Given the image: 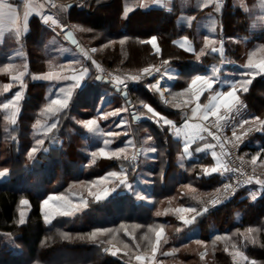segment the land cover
I'll return each instance as SVG.
<instances>
[{
    "label": "trees",
    "instance_id": "trees-1",
    "mask_svg": "<svg viewBox=\"0 0 264 264\" xmlns=\"http://www.w3.org/2000/svg\"><path fill=\"white\" fill-rule=\"evenodd\" d=\"M90 1L82 9H77L76 6L69 8L66 23L92 29L91 32L76 30V35L83 47L102 49L92 53L91 57L97 61L103 71L123 78L128 75H138L144 67L153 64L161 66L162 60L173 59L172 63L177 67L180 66L179 74L183 73L181 64L174 61L182 60L184 55L173 44L181 34L176 27L173 10L137 9L122 21L120 19L121 0ZM245 25V22L238 23L237 28L239 30L242 28L245 32ZM44 32L39 28L42 39ZM152 36L157 38L160 48L159 56L155 54L151 45L139 43L140 40H147ZM125 37L128 39L123 46L117 43L106 49L102 47L110 40L118 41ZM29 40L31 38H28V44ZM257 40L264 43V35ZM26 58L30 75L25 77L27 88L25 99L21 102V113L18 116L17 125H11L5 119L6 114L0 110V171L4 168L9 169V175L0 178V234L8 233L11 239L21 246L10 250L8 245L11 244L0 236V264H124L125 258L121 260L109 256L86 239H63L59 235L65 232L75 238L96 228L119 229L121 224L141 225L135 232L136 241L140 243L141 249L143 247L146 249L148 245V241L141 240V237L147 234L153 238V232H149L148 229L163 226L164 237L160 249L162 250L163 247L164 250L175 249V252L173 255L165 256L161 255L160 250L157 253V260H176L183 264H233L230 255L224 249L227 246L229 251H232V245L235 244L250 259L256 260L258 264H264V247L260 246L264 244V196L258 197L255 202L249 197V190H255L258 186L255 183L247 184L238 189L224 205L197 217L194 223L184 225L174 210L179 207H202L206 195L220 188L224 177L203 176L201 170L207 166L206 161L203 160L190 162L184 169L178 167L175 163L177 150L169 144L170 137H167L168 143H165V134L154 123L134 122L128 113H125L126 128L120 127L114 131L128 130L131 133L114 137L112 144L120 145L128 138H132L135 145L133 151H135L141 148L144 133L155 137L153 144L158 151L154 153L151 165L148 166L150 171L147 169L150 173L148 180L151 184L149 187V195L152 197L151 205L147 206L136 201L129 193L121 196L116 194V197L104 201L106 205L103 207H97L94 203L88 209L78 213V216L57 217L51 225L45 226L40 203L47 195L70 193L82 181L85 183L94 181L113 168L110 163L116 166L119 163L125 164L129 167L123 159L108 160L102 157L96 158L93 163L95 165H88L87 157L85 158L81 153L85 129L76 123L77 120L91 119L96 116V106L104 90L113 94L111 103L115 109L123 107L125 99H122L119 93L109 85L95 80L84 81L76 89L70 102L67 110L69 117L62 119L58 131L53 130L49 134L55 136L59 142L49 146L46 141L45 146L49 147V151L37 153L36 161H30L27 152L33 147V125L37 119L43 118L39 116V113L47 103L45 99L47 85L31 80V75L46 72L47 66L43 52L35 47L29 48ZM86 64L94 75L97 74L91 60H87ZM9 79L7 73L0 72V102L11 97L13 92L19 89V86H16L9 92L3 93V85L7 84ZM153 80L154 78L150 77L134 82V87L127 89V100L130 101L129 112L136 111L137 106L143 101L161 115L179 123L183 115L180 112H174L173 100L171 99L172 101L164 106L146 87V84ZM183 84L179 81L174 82L172 90L178 92L179 86L182 88ZM239 95L243 100L244 109L243 112L234 113L235 122L241 119L251 120L255 116L264 118V77H256L249 86V92ZM143 112L145 110L139 108L137 114ZM105 126L108 129L112 127V125L102 124V128ZM261 149H264V133L257 132L248 137L240 154L243 156L247 153L248 156L245 159L249 160L251 155ZM138 160L139 155L137 162ZM256 169H264L259 161ZM162 170L163 179H161ZM129 173V183L132 184L133 172L129 171ZM197 176H200V179H197ZM189 184L196 189L195 192L184 187ZM21 199L29 201L27 222L24 226L16 223ZM157 211L161 215L157 216ZM87 217L90 219L87 220ZM249 227L261 229L259 233H254L259 244L253 245L243 241L240 233H244ZM216 235L227 238L214 243ZM195 240L204 241L207 247L194 243ZM121 241L129 244L132 251H135L133 241L122 231L114 242L120 246ZM201 253H206L203 260L200 259ZM58 254L65 258L57 261L51 259Z\"/></svg>",
    "mask_w": 264,
    "mask_h": 264
},
{
    "label": "snow or ice",
    "instance_id": "snow-or-ice-1",
    "mask_svg": "<svg viewBox=\"0 0 264 264\" xmlns=\"http://www.w3.org/2000/svg\"><path fill=\"white\" fill-rule=\"evenodd\" d=\"M171 0H168L170 3ZM236 3L239 4L245 12H248L249 9L244 3V0H236ZM159 5L162 8H166L168 11H172L171 8H168L167 3L164 0H138L136 7L140 9H147L151 5ZM49 7V9H55L59 13V18H54L53 15L44 14V8ZM76 6L82 7L86 6L82 0H71L67 3H56L54 0H45V3L37 4L35 0H24L23 4V14L21 15V10L19 6H14L8 0H0V22L7 21L11 25V29L14 34V39L20 49L15 50V57H22V47H23V37L30 31V17L33 13L39 17L42 23L50 28L52 31L60 29V33L65 35V38L73 45L76 46V50L83 57V61L91 60L92 65L96 68L97 74H93L90 67L85 64L80 59H74L70 65L63 63L53 64L49 62V68L51 70L43 72L40 75H31L33 81H47L48 82V96L45 97L47 103L41 109L39 116L44 117L42 122L40 119L36 120V123L33 125V128L37 131L34 133L35 144L28 150L27 157L30 161L35 162L37 159V153L43 152L47 153L49 147L45 146V142H48V145L58 143V139L49 135L53 130H59V126L63 118H68V108L70 102L73 99V95L78 89L82 82L95 80L99 81L102 84L112 85L116 88L117 92H121V89H128V82H139L147 78L153 77L154 73H160L161 67H164V71L168 73V79L174 80L179 76V73L175 69L170 67L169 60L165 59L161 61V66L155 64L148 67H144L138 75H128L126 77L113 76L111 73H108L107 76L103 74V69L97 63L95 59H92L90 53H95L102 49H97L95 47L90 49H84L80 46L78 41L73 37V33L69 30V27L66 23L67 21V11L69 8ZM197 7L200 9H205L211 7L214 12L219 13L221 9L224 8V0H201L197 4ZM131 7L126 6L124 9L125 17L128 13L132 12ZM196 20L195 16H188L187 21L188 25L191 26L193 21ZM72 28H75L81 32H91L90 28H82L78 25H72ZM217 29V22L215 19L212 20L209 31L215 33ZM60 33H57L59 35ZM128 37L120 40H110L107 44H104L103 48H108L110 45L119 44L121 46L125 45ZM233 43L243 42L242 40H233ZM52 43H56L55 40ZM141 44L151 45V48L154 50L155 54L159 56L160 48L158 46L157 38L155 36L150 37L147 40H140ZM216 40H209L208 37H205L204 47L200 49L197 53L196 49L189 43L188 39L185 38L184 41L179 45L185 52L193 53L196 55V58L199 59L202 56L207 55V49L209 45H215ZM211 53H219L220 63H233L228 61L225 56V41L221 36L219 39V47H211ZM257 51H264V46H261ZM76 55V53H73ZM255 52L250 53L246 63L240 65L241 68L245 71L240 73V79L235 82H228L229 89L227 91H219L215 87L217 84L221 83L220 79V68L213 66L211 69V74H197L191 78L190 83H188L187 88L183 92L175 93L176 97L187 96V99H184L182 104H175V107L188 109L190 115L185 113L183 123L178 127L172 119L167 118L164 115H161L156 111L152 106L141 101L140 107H142L145 112L137 114L139 108L134 112H129L130 101L127 100L128 92L123 91L122 95L125 99V105L123 107L117 108L114 111H104L103 105L97 108L96 116L92 119L77 120L76 123L84 128L87 132L94 135H105L101 130L99 121L107 120L110 116H117L121 113H128L131 116L132 121H138L143 118L151 120L161 132L165 134V143H168L167 137L171 134L180 144L181 151L179 154V159L184 160L190 158L195 153H201L206 151H211L212 159L216 161L214 166L202 168V175L205 177L212 176L213 174L219 173L220 176H225L226 173H231L232 175L227 176L228 183H224L222 188L216 189V194L211 197L202 207H179L174 211L179 215V219L184 225H190L194 223L197 217L203 216L205 213L209 212L210 207H216L217 205L223 203L230 196L236 194V191L243 187L245 184L255 183L258 187L255 190H249V197L251 201L255 202L258 197L264 196V178L256 175V166L258 161L260 165L264 167V149L259 150L254 155H251L249 160H246L245 157L248 156L245 153L243 156H234V150H238L241 144L244 143V140L252 132L264 133V118L261 116H255L251 120L243 119L238 127L242 131L238 134L237 125L235 123L229 124L228 114L233 112L240 113L244 107L243 100L241 99L240 93H248L249 86L253 83L256 77H264V60L256 62L254 56ZM9 61H13L14 57L9 56ZM72 65H76L73 67ZM18 65L15 63L9 62L5 64L4 68L0 71L7 73L11 81L19 84V91H16L11 99H6L3 102H0V109L5 110L9 114L5 116V119L10 122L11 125H17L18 116L21 113V102L25 99V89L27 88V83L25 77L30 75L28 71V64L25 62L22 64V71L13 73V69H17ZM163 75V73H161ZM70 81L71 83L66 84L64 82ZM14 85L12 83L4 84L2 88L3 93L9 92V90ZM149 90L155 89V91L160 92L159 81L156 84L148 83L146 85ZM168 89L164 88L163 92H167ZM163 92H161V98L163 97ZM207 94V95H205ZM201 97H204V100H201ZM164 103H169L167 99H164ZM51 120V123L48 121ZM127 124V119L122 118L120 123L117 124V127H121ZM252 124L254 126L249 127L245 130V125ZM227 127H231L232 135L228 137L224 134V131ZM14 130V129H13ZM7 131V129H6ZM127 131L124 132H108L107 135L110 137H118L121 135H127ZM38 137V138H37ZM207 137H211L212 141L216 143H211L207 141ZM15 139V137H12ZM155 141V137L151 134H148L145 137V143ZM114 141L105 139L103 141L105 148H100L98 151H92L91 156L93 158V163H95V158L97 156L112 160H125L129 161V167H121L119 171H110L105 177H102L99 180L92 181L89 183L81 182L79 187L82 188V192L79 196L76 197L73 201L69 196L66 195H56L51 194L47 195L46 198L42 199L40 203L41 215L43 221L46 225H51L52 221L57 217H75L78 213L83 212L85 209H88L91 204L100 203L105 201L113 192L117 189H123L133 192V186L129 183V171L135 172L138 164L132 163L137 160V156L143 152H152L155 153L158 151L156 147H149L147 149H136L132 155L129 157L126 153L129 147L135 148L132 140L125 142L123 147H118L115 151H108L107 146L112 144ZM201 142H204L201 146ZM193 145L196 147L193 149ZM216 148H219V153L215 151ZM250 164L252 166L253 172L249 174L246 165ZM181 163V167H183ZM9 175V169L4 168L0 171V178L6 177ZM241 177H244V180H241ZM200 179V176L196 177ZM161 179H163V170L161 171ZM144 183H150V181H143ZM111 185L108 187L107 185ZM104 185V187H100ZM189 191L195 192L196 189L189 185H185ZM86 192V195L83 193ZM137 200L145 201L147 198L145 195L139 192H133ZM151 201H149L150 203ZM21 210L18 212V221L16 222L19 226H24L27 222V213L24 211V208L29 206V201L27 199H21L19 201ZM168 210H166L167 212ZM156 215L159 216L161 213L156 212ZM190 217V218H189ZM141 227V225H132L128 226L121 224L119 229L113 228H96L95 230L85 233L81 236L72 237L71 234L61 232L59 235L63 239H78V240H87V242L93 243L97 248L101 249L103 252L110 254L113 257H118L124 260L127 257V260H124V264H131V260L134 258L137 264H157V253L161 247V241L164 237V228L160 226L158 228H149V232H154L155 240L152 241L147 234L141 237V240L148 241V247L150 249V255L146 252L142 254L141 245L136 241L135 232ZM131 229V230H130ZM123 232L125 236H128L129 239L133 241L135 246V252L132 251L129 244L121 241L120 246L113 244V241L116 240L117 235L120 232ZM180 231V229H177ZM260 228L249 227L245 230L244 233H240L243 237V241L251 243L253 245L259 244L257 237L254 233H259ZM5 237H8V243L15 248H20L21 246L11 239L8 233H4ZM226 236L216 235L215 241L225 240ZM166 242V241H165ZM194 243L198 245H203L207 247L206 243L202 240H195ZM46 246V244H45ZM246 246V245H245ZM261 247H264V244H260ZM232 251H229L226 246L224 251L232 256L233 264H258L254 259H250L249 256L245 255L243 251L238 249L235 244L232 245ZM173 253L164 252L163 255H173ZM206 253L200 254V259L203 260ZM163 264V262H159Z\"/></svg>",
    "mask_w": 264,
    "mask_h": 264
},
{
    "label": "crops",
    "instance_id": "crops-1",
    "mask_svg": "<svg viewBox=\"0 0 264 264\" xmlns=\"http://www.w3.org/2000/svg\"><path fill=\"white\" fill-rule=\"evenodd\" d=\"M8 2L12 3L14 6H19L21 10V15L23 14L24 8V0H8ZM54 2L60 4V3H67L71 2V0H54ZM82 2L86 5L87 3H90V0H82ZM138 0H121V6H122V13L120 16V19L122 21L126 20L128 15L132 13L133 11L140 9L136 7ZM165 3H167L168 8H171L175 12V24L177 29L180 31V35L178 38H176L173 42L174 46L183 53L184 58L182 60H174L175 62H178L181 64L183 68V75L179 74V76L174 79L170 80L168 79V73L164 71V67H161V72L159 77H154V80L151 82L152 84H156L157 81H159V87L160 92L155 91V89L151 90L157 97V99L162 103L164 106H167L169 103H164V99H167L169 102H173V104H182L184 99H187V96L184 97H176L174 94L178 92H183L185 88H187L188 83H190L191 78L194 77L197 74H211V69L213 66H216L220 68V79L221 83L217 84L215 87L219 91H227L229 89V83L228 82H235L236 80L240 79V73L245 71V69L241 68L240 65L247 62V59L249 57L250 53L255 52L256 53V62H259L260 60L264 59V51H257L258 48L261 46H264V43L262 41H258L260 37L264 35V0H244V3L247 5L249 11L245 12L243 8L239 6L238 3H236V0H224V8L221 9L219 13L214 12L211 7L200 9L197 7V4L201 2V0H171L170 3H168V0H164ZM35 3L42 4L45 3V0H35ZM131 7L133 9L132 12L128 13V15L125 17L124 15V9L125 7ZM85 6L82 7H76L77 9H82ZM151 9H158V10H167L166 8H162L159 5H151L147 9H140L142 11H148ZM44 14L46 15H53L54 18H59V13L55 9H49V7L44 8ZM188 16H195L196 20L193 21L192 25H188L187 17ZM215 19L217 22V29L215 33H212L209 31V26L212 22V20ZM256 23V34L252 35V40H246L250 38V23ZM246 23L245 25V32L242 31V28L239 30L237 28L238 23ZM38 25V26H37ZM72 24H68L69 30L72 31L75 39L78 41L81 47L82 44L80 40L78 39L76 35V29L71 27ZM43 29L45 32L43 34V39L40 36L39 28ZM230 27V29H229ZM232 30V31H231ZM252 32V30H251ZM223 37L225 41V56L228 61H232L233 63H220V55L219 53H211L210 49L211 47H219V39L220 37ZM205 37H208L209 40H216L217 43L215 45H209V48L206 50L207 55L200 57L199 59L196 58V55L193 53L185 52L179 45L184 41L185 38L188 39L189 43L196 49V52L198 53L201 48L204 47L205 43ZM28 38H31L30 43L28 44ZM242 40L243 42H237L233 43V40ZM35 40V41H34ZM55 40L56 43H52V41ZM34 42V43H33ZM25 43L27 45H25ZM33 44V45H32ZM35 47L37 50H41L45 56V63H46V72L51 70L49 68V62H52L53 64H66L70 65L71 62L74 59H80L83 61V57L79 55V53L76 50V46L70 44L63 36L57 35L52 30H50L48 27H46L42 21H40L39 17L36 16L34 13L30 17V31L23 37V47L22 57H15V50L20 49V45H18L14 39V34L11 29V25L5 21L0 22V70H2L5 66V64L12 62L18 65L17 69H13L12 72L16 73L18 71H22V64L27 63L26 55L28 53L29 48ZM84 49H90L85 48ZM73 53H76V55H73ZM92 53H90L91 56ZM13 56L14 60L9 61L8 57ZM263 57V58H262ZM86 64V61H83ZM170 67L172 69H175L177 73H179L180 66H175L172 62V60H169ZM73 67H76V65H72ZM3 72V71H0ZM110 73L108 71H103V73ZM163 73V75H161ZM112 74V73H111ZM40 75V74H38ZM9 77V75H8ZM32 80V79H31ZM176 81L183 82V87L181 88L179 86L178 89H180L178 92L172 90V84ZM36 82H43L46 86V93L45 97L48 96V82L47 81H36ZM8 83H12L14 86H19L18 83L13 82L9 79ZM7 83V84H8ZM65 85L71 83L70 81L64 82ZM134 84V82H131ZM83 84V82H82ZM81 84V85H82ZM92 84H94L92 82ZM147 85V84H146ZM147 87V86H146ZM148 88V87H147ZM164 88H167V92H163ZM20 89H17L13 92L11 97L15 94L16 91H19ZM161 92H163L164 99L161 98ZM207 95V94H205ZM109 96V97H108ZM113 94L109 92L108 90H104L100 99L98 100L96 110L97 108L101 107L103 105L104 111L106 109V99L110 98L111 100ZM11 97H8L6 99H11ZM4 99L3 101H5ZM172 99V100H171ZM201 100H204V97H201ZM179 101V102H177ZM140 107V104L137 106ZM244 109V107H243ZM243 109L241 112H243ZM4 114V110L0 109ZM115 110V109H114ZM174 112H180L183 115V119L177 123V126L179 127L185 117V113L190 115V112L188 109L178 108L174 106ZM97 113V112H96ZM235 112L231 113L234 115ZM113 118V117H112ZM108 118L107 120H100L98 123L100 125V128L102 130V124H106V122H118L120 123L122 118H126L127 116L125 113H121L117 116V118ZM92 119V118H91ZM170 119V118H169ZM139 121H147L152 122L151 120H145L141 117ZM138 122V121H137ZM176 123V122H175ZM127 125V124H126ZM126 125L121 126V128H126ZM114 128H120L114 126ZM123 131V130H121ZM120 132V131H118ZM147 133H144V136ZM170 137V145L172 144L176 150V165L182 169H184L188 163L190 162H198V161H206V167L214 166L216 161L212 159L211 151L201 152V153H195L193 152V155L190 158L180 160L179 154L181 151V147L179 142L171 135H168ZM132 140V138H128L123 142L125 144L126 141ZM207 141H212L207 137ZM133 142V140H132ZM204 142H201V146ZM123 144L120 145H111L110 149L115 151L118 147H122ZM134 144V143H133ZM149 147H154L153 142H147L142 143L141 148L147 149ZM196 147V145H193V149ZM99 148V147H98ZM132 148V147H131ZM134 148H132L133 152ZM154 153L152 152H141L139 155V159H142L144 162L147 160H153ZM181 163H183V167H181ZM213 175H219V173L213 174ZM226 176V174H225ZM223 176V177H225Z\"/></svg>",
    "mask_w": 264,
    "mask_h": 264
},
{
    "label": "rangeland",
    "instance_id": "rangeland-1",
    "mask_svg": "<svg viewBox=\"0 0 264 264\" xmlns=\"http://www.w3.org/2000/svg\"><path fill=\"white\" fill-rule=\"evenodd\" d=\"M256 23H253V21H252V23H250V27H249V29H250V32H249V34H250V38H248V39H246V40H252V35H257L256 34ZM251 30H252V32H251ZM263 58V57H262ZM254 59L256 60V56H254ZM264 60V59H263ZM109 97V96H108ZM106 101L108 102V104L106 103V109L105 110H107V111H114V109L115 108H113V105H112V103H111V99L110 98H108V100L106 99ZM4 112H5V114L6 115H8L9 113L8 112H6L5 110H4ZM95 112H97V110H95ZM96 114V113H95ZM116 118V116H110L109 118ZM113 118H112V120H113ZM142 118H143V116H142ZM144 119V118H143ZM42 122L44 121V117L43 118H41L40 119ZM52 121L51 120H49L48 121V123H51ZM118 124V122H116V120L114 121V122H106V125L107 126H111L112 125V127L111 128H107L106 126L104 127V128H102V131L105 133V135H103V136H101V135H94V134H92V133H89V132H87L86 130H85V132H84V137H83V141L84 142H82V144H83V146L81 147V153H82V155L86 158V162L88 161V165H90L91 164V166H93V165H95V164H93V158H92V156H91V152L92 151H98L100 148H105V145H104V143H103V141L105 140V139H109V140H113L114 141V137H110V136H108L107 135V133L108 132H118V130L117 131H114V130H116V128H114V126H116ZM37 130L36 129H34L33 128V130H32V139H33V144H32V146H34V144H35V139H34V133L36 132ZM124 131H127V133L129 132L128 130H123L122 132H124ZM129 133H131V132H129ZM147 136V134L144 136L143 135V137H142V142L144 143V141H145V137ZM38 138V137H37ZM123 144V143H122ZM111 145H113V144H110V145H108L107 146V149L106 150H108V151H113L112 149H110V147H111ZM124 146V144L122 145V147ZM97 147H99V148H97ZM134 152V151H133ZM132 148L131 147H129V149H128V151H127V155L130 157L131 155H132ZM86 155V156H85ZM97 157H99V156H97ZM96 157V158H97ZM96 158H95V160H96ZM114 161H116V160H114ZM127 162V164H129V161H126ZM152 162V160H147L146 162H144L142 159H139L138 160V162H137V160L135 161V162H132V163H135V164H138V166H137V168H136V171L135 172H133L132 173V175H133V178H131L132 179V186H133V192H139V193H141V194H143V195H145L146 196V200L145 201H140V200H137L136 199V197H135V195L133 194V192L132 191H128V190H123V189H117L115 192H113L105 201H108L109 199H111V198H114V197H116V194H117V196H121V195H124V194H127V193H129L130 195L132 194V196H134V198L136 199V201H140V202H142V204H145V205H147V206H150L151 205V203H152V197L149 195V187H150V183H144L143 181H149L148 180V177H150L149 175H150V173H149V169H148V166H150L151 163ZM108 164V167H109V163H107ZM110 165L113 167L112 169H109V170H107V172L105 173V174H103L102 176H100V177H98V178H96L94 181H96V180H99V179H101L102 177H105L106 175H107V173L108 172H110V171H119L120 169H121V167H125V168H128V167H126V165L125 164H123V165H121L120 163L116 166V165H114L113 163H110ZM81 166H83V164H81ZM149 171H148V170ZM256 170H258V171H262V172H264V169H261V170H259V169H256ZM128 175H130V173L128 174ZM130 180V179H129ZM130 182V181H129ZM108 187H111V185L109 184V185H107ZM100 187H104V185H101ZM81 192H82V188L81 187H79V186H77L76 188H74L73 189V191L72 192H68V193H61V194H56V195H66V196H69L73 201H75V199H76V197L77 196H79L80 194H81ZM83 194H85L86 195V192H84ZM49 195H51V194H49ZM47 197V196H46ZM45 197V198H46ZM149 201H151L150 203H149ZM96 205H97V207H103V206H105L106 205V203H104V201H102V202H100V203H95ZM19 210H21V206L19 205ZM19 210H18V212H19ZM24 211H26V213H28V207L27 208H24L23 209ZM77 216H78V214H77ZM19 218V217H18ZM43 218V217H42ZM87 220H89L90 219V217H87L86 218ZM44 222V221H43ZM44 225L45 226H48V225H46L45 223H44ZM0 236H2V237H4V240L8 243V237H5L4 236V234H0ZM153 238H150L152 241H154L155 240V236H154V232H153V236H152ZM148 243V242H147ZM113 244L114 245H116V246H119V245H117V243L116 242H114L113 241ZM9 246V249L10 250H12V249H16L15 247H13L12 245H8ZM12 248V249H11ZM161 249H159V251H160ZM133 252H135V251H133ZM141 252H142V254H144L145 252L147 253V254H149L150 255V249H149V247H148V245H147V248L146 249H144V247H143V249H141ZM164 252H169V253H171V252H173V251H170V250H164V247H163V249L161 250V255H163V253ZM108 254V253H107ZM109 256H111L110 254H108ZM157 256H158V254H157ZM169 256V255H168ZM113 257V256H112ZM63 258H65L64 256H61V255H55V256H52L51 257V259L52 260H54V261H57V260H60V259H63ZM115 258H118V257H115ZM120 259V258H119ZM125 259L127 260V257H125ZM122 260V259H121ZM156 260H157V257H156ZM159 262H163V264H183V263H180L179 261H171V260H157V264H159ZM131 264H137V262L135 261V259L133 258L132 260H131Z\"/></svg>",
    "mask_w": 264,
    "mask_h": 264
},
{
    "label": "built area",
    "instance_id": "built-area-1",
    "mask_svg": "<svg viewBox=\"0 0 264 264\" xmlns=\"http://www.w3.org/2000/svg\"><path fill=\"white\" fill-rule=\"evenodd\" d=\"M49 29H50V28H49ZM50 30H51V29H50ZM53 32L56 33V34H57V33H60V29H56V30L53 31ZM59 35L62 36L63 33H60ZM104 74L107 76L108 73L105 72ZM153 76L157 78V77L160 76V73H154ZM128 84H129L128 89L134 87V84H133V83L128 82ZM121 90H127V89H123V88H122ZM177 102H179V101H177ZM228 119H229V124L235 123V124L237 125V132H238V134H239L242 130L239 129L238 124H239L243 119H241V120L238 121V122H235V121H234V120H235V116L232 115V114H228ZM252 126H254V125H252V124L245 125V130H246L247 128H249V127H252ZM255 133H257V132H252V133H250V134L248 135V137H249L250 135H252V134H255ZM224 134L227 135L228 137H231V135H232L231 127H227V128L225 129V131H224ZM248 137L245 138L244 143H245V141L248 139ZM209 138H211V137H209ZM213 143H216V142L213 141ZM244 143L241 144V146H240V148H239L238 150H234V153H233L234 156H237V155L241 156L240 153H241V150H242V148H243V146H244ZM215 151H217V153H219L220 150H219V148H216ZM246 169H247V171H248L249 174H252V172H253L252 166H250V165L248 164V165H246ZM255 172H256V175L260 176L261 178H264V172H262V171H258V170H255ZM229 175H232V174H231V173H226V176L224 177V180H223V182H222V185H223L224 183H228V182H229L228 179H227V176H229ZM241 180L243 181V180H244V177H241ZM222 185H221L220 188H222ZM246 185H247V184H245L244 186H246ZM244 186H243V187H244ZM241 188H242V187H241ZM239 189H240V188H239ZM215 194H216V191L208 193V194L206 195L205 199H204V204H205V203H206L211 197H213ZM232 197H233V196H230V197H229L228 199H226L223 203L217 205L216 207H210L209 210H213V209H215V208H217V207H220V206L224 205V204L227 203ZM230 260L233 262V258H232L231 255H230Z\"/></svg>",
    "mask_w": 264,
    "mask_h": 264
},
{
    "label": "water",
    "instance_id": "water-1",
    "mask_svg": "<svg viewBox=\"0 0 264 264\" xmlns=\"http://www.w3.org/2000/svg\"><path fill=\"white\" fill-rule=\"evenodd\" d=\"M63 37L65 38V35H63ZM73 37H74V35H73ZM74 38H75V37H74ZM65 39H66V38H65ZM66 40H67V39H66ZM67 41H68L70 44H72L71 41H69V40H67ZM72 45H73V44H72ZM109 87L112 88V89H114L115 92H117V91H116V88H115L114 86L109 85ZM123 91H124V90H121V92H117V93H119V95L121 96L122 99H124V96L122 95V92H123ZM128 101H129V100H128ZM130 112H134V111L131 110ZM138 121H139V120H138ZM135 122H137V121H135Z\"/></svg>",
    "mask_w": 264,
    "mask_h": 264
}]
</instances>
